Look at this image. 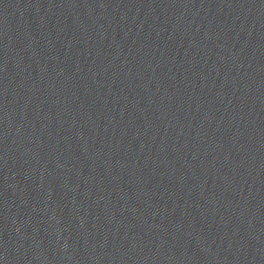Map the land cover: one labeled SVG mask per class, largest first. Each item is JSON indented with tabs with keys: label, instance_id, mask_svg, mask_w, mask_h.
Returning a JSON list of instances; mask_svg holds the SVG:
<instances>
[{
	"label": "water",
	"instance_id": "water-1",
	"mask_svg": "<svg viewBox=\"0 0 264 264\" xmlns=\"http://www.w3.org/2000/svg\"><path fill=\"white\" fill-rule=\"evenodd\" d=\"M0 264H264V0H0Z\"/></svg>",
	"mask_w": 264,
	"mask_h": 264
}]
</instances>
